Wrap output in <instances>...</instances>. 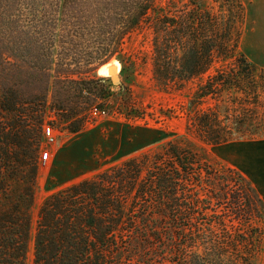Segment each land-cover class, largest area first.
<instances>
[{
	"label": "trees",
	"instance_id": "1",
	"mask_svg": "<svg viewBox=\"0 0 264 264\" xmlns=\"http://www.w3.org/2000/svg\"><path fill=\"white\" fill-rule=\"evenodd\" d=\"M157 2L0 0V264H28L32 239L34 264H252L261 233H239L228 223L261 219L259 193L234 169L227 172L238 178L237 191L229 190L226 172L177 145L52 194L40 207L33 234L50 104L64 112L72 98L68 89L80 83L74 75L109 62L117 46L151 18ZM205 21L213 22L210 13L153 15L156 75L165 84L199 77L215 52L226 54L229 33L217 32L211 40ZM43 22L61 24L62 33L36 32ZM81 54L90 58L84 67L73 63ZM240 61L250 74L253 66ZM230 83L224 75L212 76L198 96ZM196 125L204 142L227 143L208 117Z\"/></svg>",
	"mask_w": 264,
	"mask_h": 264
},
{
	"label": "rangeland",
	"instance_id": "2",
	"mask_svg": "<svg viewBox=\"0 0 264 264\" xmlns=\"http://www.w3.org/2000/svg\"><path fill=\"white\" fill-rule=\"evenodd\" d=\"M196 12L197 17L200 12L211 14L213 22L205 21L204 26L211 40H217V32L223 36L229 33L226 54L215 52L213 63L201 76L167 85L156 75L152 17L156 13L188 18ZM35 26L36 32L62 33L61 24L53 28L46 22ZM241 58L253 66L250 74ZM89 59V54H81L73 63L84 67ZM106 65L119 66L120 85L100 73ZM218 74L231 83L200 99V88ZM73 78L80 83L68 89L72 94L69 106L64 112L58 110L57 103L48 108L44 127H53L55 140L44 135L33 234L40 207L52 194L132 159H153L169 145L192 151L219 174L226 172L230 176L229 190L237 191L238 182L227 172L230 169L259 187L252 168L257 164L259 148L264 149V0H158L151 18L117 46V53L109 62L92 73L76 74ZM96 108L106 114L95 117ZM72 112H77L78 117L69 118ZM207 117L228 137L227 143L212 145L199 137L196 122ZM79 124V132H73ZM203 189L206 191L207 187ZM244 221L229 218V229L261 233L255 241L251 263L264 264V207L261 219L250 224ZM245 254L241 252L242 256ZM28 264H34L33 239Z\"/></svg>",
	"mask_w": 264,
	"mask_h": 264
},
{
	"label": "crops",
	"instance_id": "3",
	"mask_svg": "<svg viewBox=\"0 0 264 264\" xmlns=\"http://www.w3.org/2000/svg\"><path fill=\"white\" fill-rule=\"evenodd\" d=\"M263 148V147H262ZM257 164L252 168V171L255 173V180L258 182V186L256 187L255 183L252 180L253 185L256 187L261 199L264 204V149L259 148L257 156H256Z\"/></svg>",
	"mask_w": 264,
	"mask_h": 264
},
{
	"label": "built area",
	"instance_id": "4",
	"mask_svg": "<svg viewBox=\"0 0 264 264\" xmlns=\"http://www.w3.org/2000/svg\"><path fill=\"white\" fill-rule=\"evenodd\" d=\"M93 114H94L95 117H101L102 115L106 114V111L98 110L96 108V109H94ZM44 135L50 141H54L55 140L54 129L51 126H45L44 127Z\"/></svg>",
	"mask_w": 264,
	"mask_h": 264
},
{
	"label": "water",
	"instance_id": "5",
	"mask_svg": "<svg viewBox=\"0 0 264 264\" xmlns=\"http://www.w3.org/2000/svg\"><path fill=\"white\" fill-rule=\"evenodd\" d=\"M119 69L117 66H110L109 67V73L111 75V79H112V82L115 84V85H120L121 84V80H120V77H119Z\"/></svg>",
	"mask_w": 264,
	"mask_h": 264
},
{
	"label": "bare ground",
	"instance_id": "6",
	"mask_svg": "<svg viewBox=\"0 0 264 264\" xmlns=\"http://www.w3.org/2000/svg\"><path fill=\"white\" fill-rule=\"evenodd\" d=\"M111 65H106V66H104L103 68H101L100 69V73L101 74H103V75H105L106 77H110L111 75H110V73H109V67H110ZM117 66V65H116ZM118 67V69H120L119 68V66H117Z\"/></svg>",
	"mask_w": 264,
	"mask_h": 264
}]
</instances>
